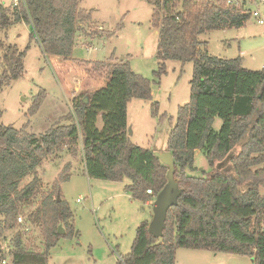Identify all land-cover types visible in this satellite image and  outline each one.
Here are the masks:
<instances>
[{
  "label": "trees",
  "instance_id": "1",
  "mask_svg": "<svg viewBox=\"0 0 264 264\" xmlns=\"http://www.w3.org/2000/svg\"><path fill=\"white\" fill-rule=\"evenodd\" d=\"M227 1L148 0L158 30L156 75L166 72L168 61L192 62L191 100L179 108L166 146L175 160L178 203L168 212L161 238L150 234L149 222L137 229L131 253L121 258L123 264H176L179 249L248 256L252 264H264V68L247 70L240 59L211 56L203 52L207 43L200 40L213 31L246 27L250 17L228 7ZM81 2L18 0L11 8L0 4V31L21 22L29 25L59 85L71 94L78 79L81 88L67 124L57 123L39 136L0 124V237L33 225L44 239L42 251L27 249L24 234L18 232L12 264H49L58 241L74 233L73 213L63 199L58 201L59 195L55 199L59 183L38 197L39 169L50 156L64 151L82 154L90 178L129 180L126 190L143 203L156 200L168 184L169 168L156 158L157 150L133 144L128 133L129 105L135 99L152 101L150 81L127 62L72 57L77 34L92 19V13L79 7ZM0 48L1 95L24 76L25 52L5 42ZM94 81H101V86L91 89ZM45 96L44 91L31 114ZM152 115L159 117L157 103ZM216 119L222 121L218 131L213 127ZM197 151L209 164L204 176L187 173L197 171ZM26 179L30 181L22 187ZM20 217L25 218L22 224ZM60 223L67 231L64 236L57 234Z\"/></svg>",
  "mask_w": 264,
  "mask_h": 264
},
{
  "label": "rangeland",
  "instance_id": "2",
  "mask_svg": "<svg viewBox=\"0 0 264 264\" xmlns=\"http://www.w3.org/2000/svg\"><path fill=\"white\" fill-rule=\"evenodd\" d=\"M15 1L0 0V4L11 8ZM79 7L92 13V19L85 22L83 30L77 34L72 57L113 61L114 64L127 62L134 73L149 80L152 101L135 99L130 103L128 133L132 143L139 147L166 151L179 108L191 100L193 63L168 61L166 72L156 75L159 70L158 30L152 24L153 6L148 0H82ZM200 40L207 43L202 48L203 52L211 56L240 59L242 67L247 70L261 71L264 68V26L251 18L243 29L213 31L202 35ZM0 42L17 46L25 52L24 76L12 82L0 95V124L36 136L57 123L67 124L66 119L73 112L74 99L80 95V85H75L71 94L59 85L40 45L32 38L29 25L21 22L7 31H0ZM101 84V81H94L90 88H98ZM44 91L45 99L38 111L31 114ZM154 103L158 104L159 117H164L161 122L159 117L152 115ZM221 125L222 121L217 119L216 131ZM99 126L102 127V116L98 119ZM239 151L238 146L234 154ZM195 167L196 172L188 170L187 173L204 176L203 171L210 169L202 151L196 153ZM39 175L42 192L38 197L48 194L59 183L60 194L54 193L55 199L59 195L74 215V233L58 241L51 250L49 264H123L121 258L131 253L137 229L146 220L152 221L155 199L150 207L133 199L126 190L131 183L129 180L110 182L90 178L82 154L70 155L64 151L50 156L39 169ZM68 176L67 180L60 182ZM29 181L24 180L21 186ZM27 228L26 231L12 229L0 237V264H12L18 232L24 234L27 249L43 250L44 239L40 229L33 225ZM252 263L248 256L211 251L179 249L176 256V264Z\"/></svg>",
  "mask_w": 264,
  "mask_h": 264
},
{
  "label": "water",
  "instance_id": "3",
  "mask_svg": "<svg viewBox=\"0 0 264 264\" xmlns=\"http://www.w3.org/2000/svg\"><path fill=\"white\" fill-rule=\"evenodd\" d=\"M123 60V59H122ZM88 102V98L85 99ZM156 158H158L165 166L169 168L168 173V184L165 189L158 195L153 206V218L149 224L150 234L159 239L163 236V232L166 228V221L168 218L169 210L178 203V198L181 195V190L179 189L178 183L175 181V160L171 152H156ZM224 163L219 165V168H223ZM61 198H58L60 201ZM66 229L63 223L58 226L57 234L64 236L66 234Z\"/></svg>",
  "mask_w": 264,
  "mask_h": 264
},
{
  "label": "built area",
  "instance_id": "4",
  "mask_svg": "<svg viewBox=\"0 0 264 264\" xmlns=\"http://www.w3.org/2000/svg\"><path fill=\"white\" fill-rule=\"evenodd\" d=\"M18 4V0L14 2V5ZM228 7H234L241 12H244L251 19H253L258 25L264 26V0H228ZM75 84L80 85V81L76 79ZM74 94L75 91L73 92ZM148 194H152L151 190H148ZM19 222L22 223L23 219L20 217Z\"/></svg>",
  "mask_w": 264,
  "mask_h": 264
},
{
  "label": "crops",
  "instance_id": "5",
  "mask_svg": "<svg viewBox=\"0 0 264 264\" xmlns=\"http://www.w3.org/2000/svg\"><path fill=\"white\" fill-rule=\"evenodd\" d=\"M74 58H76V57H74ZM76 59H79V58H76ZM82 60H84V59H82ZM111 63H114V62L111 61ZM216 123H217V119L215 120V123H214V126H213L215 130H217V128H215V127H216V126H215ZM99 127H101V126H99ZM162 149H164V148H162ZM156 150H157V149H156ZM164 152H165V149H164ZM197 152H198V151H197ZM197 152H196V153H197ZM151 203H152V202H147V203H145V205L148 206V207H150ZM152 218H153V215H152ZM145 222H150V221H147V220H146Z\"/></svg>",
  "mask_w": 264,
  "mask_h": 264
}]
</instances>
